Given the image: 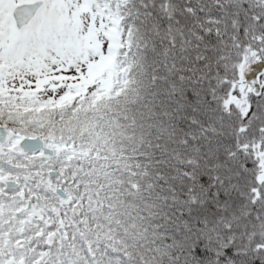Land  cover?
Returning <instances> with one entry per match:
<instances>
[{
    "label": "snow or ice",
    "instance_id": "obj_1",
    "mask_svg": "<svg viewBox=\"0 0 264 264\" xmlns=\"http://www.w3.org/2000/svg\"><path fill=\"white\" fill-rule=\"evenodd\" d=\"M0 264H264V0H0Z\"/></svg>",
    "mask_w": 264,
    "mask_h": 264
}]
</instances>
